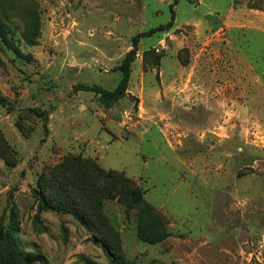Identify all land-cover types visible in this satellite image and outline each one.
<instances>
[{
  "label": "rangeland",
  "instance_id": "374dc122",
  "mask_svg": "<svg viewBox=\"0 0 264 264\" xmlns=\"http://www.w3.org/2000/svg\"><path fill=\"white\" fill-rule=\"evenodd\" d=\"M137 36L122 95L81 89L114 90ZM73 156L141 203L40 211ZM0 228L31 264H264V0H0Z\"/></svg>",
  "mask_w": 264,
  "mask_h": 264
},
{
  "label": "trees",
  "instance_id": "16d2710c",
  "mask_svg": "<svg viewBox=\"0 0 264 264\" xmlns=\"http://www.w3.org/2000/svg\"><path fill=\"white\" fill-rule=\"evenodd\" d=\"M165 26H160L163 29ZM158 29V28H157ZM157 29H151L142 35L152 33ZM141 35V34H140ZM138 36L135 38L134 48L130 50L124 59L122 69L124 75L114 90H108L100 86L80 85L81 89L96 90L109 100H114L122 95L130 79L131 62L135 58ZM187 63V62H184ZM132 179L116 171H106L95 161L83 157H66L65 160L45 171L40 178L38 191L39 210H53L61 212H71L86 227H94V223L88 218L89 214L96 217L103 228L107 225L102 218V198L119 196V200L127 207L133 208L142 201L141 191L134 186ZM52 189L49 195L47 189ZM144 240L150 243L159 241L157 238L144 236ZM8 238L3 229L0 228V259L5 248L9 251L7 261L2 264H31L29 258L21 256L13 249L8 242ZM110 248L112 255L111 264H129L122 256ZM11 262H8V261ZM87 264H94L86 260Z\"/></svg>",
  "mask_w": 264,
  "mask_h": 264
},
{
  "label": "crops",
  "instance_id": "0c3cea01",
  "mask_svg": "<svg viewBox=\"0 0 264 264\" xmlns=\"http://www.w3.org/2000/svg\"><path fill=\"white\" fill-rule=\"evenodd\" d=\"M154 144V143H153Z\"/></svg>",
  "mask_w": 264,
  "mask_h": 264
}]
</instances>
